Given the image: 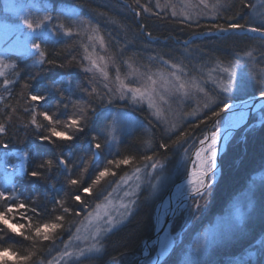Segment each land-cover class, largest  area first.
<instances>
[{"label":"snow or ice","instance_id":"1","mask_svg":"<svg viewBox=\"0 0 264 264\" xmlns=\"http://www.w3.org/2000/svg\"><path fill=\"white\" fill-rule=\"evenodd\" d=\"M136 6L131 8L136 17L141 16L142 9L144 13H149L153 17H158L161 20L169 19L181 26V30L200 29L192 31V37L184 42V55L188 59L191 54L190 45L196 39H201L205 36L230 37L238 33L246 35L254 33L264 42V16L260 18V22L256 23L254 19L249 18L244 23L240 21L244 19L239 14L235 16H226L230 10L229 0H215L211 3L210 0H194V3L189 5H181L182 11H177V6L171 3L170 0H165L161 6L160 0H156V4L152 5L141 4L140 0H133ZM247 8L248 5L244 4ZM153 7L157 10L153 11ZM189 7L191 10H188ZM255 7V6H253ZM169 10L170 15H169ZM213 14L209 17L207 12ZM3 11L17 18L18 23H4V34L0 37V45L8 44L11 37H15L11 44L7 47L0 48V77L3 78L0 84V90L3 93H8L9 97L14 95L13 88L19 80V73H16L17 79L12 80L9 77L16 72V66L13 65V72H5L8 67V61L12 59L26 58L32 61L31 67L36 69L35 75L29 73L28 82H26L21 91L23 93V114L31 115L30 121L24 125L25 130L33 129L32 134L41 142V144H55L52 137H58L65 141H71L75 134L80 133L85 127L89 126V122L93 116L105 107L111 106L116 108L120 102L143 104L148 103L149 110L153 107V100L159 98L163 104H171L172 102L184 103L188 106L193 99L199 101L203 99L202 106H199L198 115L196 111L186 113L183 122L189 127L179 130L173 127L168 136H161L160 142H155V132H153V142L150 147L152 154H146L137 151L135 155H123L119 151L118 145L115 147V152L111 159L106 161L108 166H114L115 169H120L122 165H129L133 160L138 159L142 162V166L135 168L137 180H142L145 185L151 183L153 189L156 184L150 181L153 173L159 178L164 169V164L155 159L159 150H164V159L167 152L174 148L183 149L185 154V166L187 169V190L191 200L190 209L193 214H199L208 206V197L212 188L216 183V173L219 167V145L221 140L227 141L232 135V132L244 120L249 112L256 113L259 109V122L264 124V75H258L254 68V57L252 53H246L248 59H244L239 54L234 60L228 62V65L221 67L217 63L215 67L210 69L208 75L210 79H204L203 76L197 78L188 71H185L184 65L175 62L171 57L165 59V53L160 55H151L148 57V65L136 66L132 61V56L138 55L133 53L127 59L118 62L115 57H108L97 54L95 57L89 53V47L95 52V45L99 44V49L105 51L107 45L102 36H96L98 32L96 26L91 25L90 21L80 19L79 14L75 9H63L57 12L56 16L52 15L56 11L54 7H50L47 0H5ZM63 19L68 21L66 26L63 23H53L54 20ZM7 20V17H6ZM201 20L206 23L201 24ZM73 27L77 30L73 31ZM140 31L143 32L145 25H139ZM206 29V30H205ZM86 33L87 38L91 42L90 45L84 47L86 53L79 61L82 66V71L85 73V83L79 86L81 92L85 94L86 99L83 101V107L77 109L76 112L67 116L66 121H61L55 116L49 115L47 109L38 112V108H45L46 93L55 92L60 95L63 108L69 112L68 97L64 94V82L51 81L49 83H41L38 91L31 90V81H41L44 73L47 70L45 65L54 67H64L63 63H58L57 59L52 57L47 51L45 45L51 40L59 42L58 38L66 37L68 40H73L75 37H82ZM149 39H152L151 33H146ZM72 51V49H70ZM197 53L202 56H207L202 49H196ZM16 52L19 55L13 57L10 53ZM123 55V52L121 53ZM264 56V53H262ZM112 62L115 67L116 76L114 86L107 82L108 78V61ZM77 57L73 56L69 63H75ZM84 61H87V66H84ZM250 61L253 63L250 65ZM159 65L157 70L153 72L149 65ZM122 66L127 67L128 72L121 79ZM200 72H203V65H197ZM99 72L105 77V83L102 87L98 86V82L94 79L95 74ZM91 74V75H89ZM215 74V75H213ZM219 81V82H217ZM254 81V84L251 83ZM70 83V82H69ZM210 86V87H209ZM253 90L250 92L249 89ZM258 93V95H256ZM241 96H247V99H240ZM6 98L0 94V101ZM238 101V102H237ZM60 104L57 105L59 108ZM75 107V105H73ZM242 109L237 112L235 109ZM21 108L18 105L5 103L0 109V118H6V122H0V137L6 136L7 133L15 126L17 119L16 113L20 112ZM37 114L43 117L47 124L37 122ZM188 117H196L197 122L192 123ZM149 126L152 125V119L148 120ZM62 126L64 131H58L56 126ZM201 125H210V127L201 128ZM140 127H143L141 124ZM42 129L46 131H42ZM196 131L200 135H196ZM102 133H106L103 137L95 135L91 138V146L93 149L102 150L109 142L117 143V128L115 118L108 121L101 129ZM178 132V135L176 134ZM172 135L176 138L172 139ZM103 139V142H101ZM171 141L170 143L168 141ZM11 143V137L8 139H0V149L8 150ZM25 145V144H24ZM23 145V146H24ZM37 148L40 145L36 146ZM22 155L25 161L30 158L28 151H16ZM0 163H3L0 161ZM190 164V167H189ZM20 171L26 177H34L45 180L50 172L59 166H63L68 171L65 180L69 186V191L65 193L68 200L74 202V206L67 203L65 198L56 199L52 208L48 209V216L52 218V222H44L33 224L35 218H42L45 214L38 207L37 199L34 197L31 200L21 199L15 187H5L0 191V201L3 202V210H0V264H45L44 259L35 260L37 255H43L42 249H37L36 246L40 241L52 240L53 243L59 241L65 231H71L74 226V221L69 222L67 229L64 227V222L68 217L79 218L85 213L88 217H92L93 213L89 211L91 208L90 200L99 199L100 195L93 191V185H99L102 178L111 175L115 178L118 175L117 171L109 172V167H103L99 170L94 178L87 184L84 183V176H77L73 172L74 164L66 158L57 155L56 159L44 158L38 163H34L30 170H26V165L19 160ZM17 166H13L12 171L8 174V178L16 176ZM197 178L193 180V176ZM76 176V178H73ZM122 179V178H121ZM111 186V185H110ZM140 185H137L139 189ZM183 186L176 189L179 194ZM112 193L109 192L108 196ZM125 195H129L125 192ZM253 195L255 193L253 192ZM107 199V197H104ZM203 201V203H201ZM261 203V200L257 204ZM136 204V200H132L129 204H121L122 211L117 214L127 218L131 213V208ZM257 204L253 205V212L249 213V218L255 212ZM100 205L97 204L96 208ZM23 210L21 219L27 220L25 223H13L12 216L14 212ZM239 213V210H237ZM31 213V215H28ZM195 218V216L193 217ZM261 218L264 220V213H261ZM96 224L93 225L94 231L90 234L91 244L87 247H81L75 253L67 248V244L62 253L65 258V264L71 260L73 255L77 259L85 254L101 253L105 248V243L102 238L105 234L111 233L117 224L122 223V220H117L110 212H106L104 216L99 213L95 215ZM246 228V225H245ZM245 228L234 223L231 214H226L215 223L209 224L200 236L199 242L195 249L188 252L186 260L188 264H202L210 249L219 243H229L242 234ZM79 232V228L76 229ZM19 238V239H17ZM80 239L79 236L76 237ZM71 241V237H69ZM25 246L23 251H17L16 246ZM257 260L255 264H264V241L260 242L255 253ZM6 257H12L9 262ZM116 260V258H113ZM47 264H53L51 260ZM236 264H248L247 261H239Z\"/></svg>","mask_w":264,"mask_h":264},{"label":"trees","instance_id":"2","mask_svg":"<svg viewBox=\"0 0 264 264\" xmlns=\"http://www.w3.org/2000/svg\"><path fill=\"white\" fill-rule=\"evenodd\" d=\"M126 1L134 8L132 4L133 0ZM229 3L231 7L226 16L239 14L241 17H244L240 21L241 23H244L249 18L259 23L260 18L264 16V5H260L262 3L257 2V0H229ZM244 4H247L248 7H243L242 5ZM49 6L56 9V11H53V14H57V12L63 9H77V13L81 18L90 21L98 28L100 35L104 38L107 45V50L118 62L127 59L133 53H138V55L132 56L131 62L134 61L136 64L146 65L148 64L149 56L165 53V59L171 57L175 62L186 66L185 71H188L193 76L197 78L203 76L204 79H209L208 73L217 63H220L221 67H225L229 61L235 59L237 54L247 60L246 53H252L255 72L258 75H264V56H262V53H264V42L256 35L238 33L235 36L227 38L205 36L201 39H196L190 45V57L185 59V56L188 54L182 55L184 53V42L192 37L193 30L199 31L200 29L184 28L181 30V26L172 20H161L152 15L144 16L142 12L140 17H136L135 13L119 0H49ZM63 22L66 26L69 23L66 20ZM204 23L206 21L201 20V24ZM140 24L145 25L143 32L140 31ZM73 31H75L74 28ZM149 32L151 33L152 40L146 35ZM58 40L59 42L56 40L49 41L45 47L51 56L57 59L58 63H63L65 66L54 67L45 65L47 70L44 73L43 79L39 82L31 81V90L38 91L41 83L63 81L66 85L64 87V94L68 97L67 102L70 105L69 112L63 108L61 97L55 92L46 93V103L43 105L45 108H38V112L47 109L49 115L55 116L61 121H66L69 114L83 107V101L86 99L85 94L79 89V86L85 83L82 67L79 63L82 58L84 43L82 37L68 40L66 37L61 36ZM196 49H202L204 53H207V56L200 55L195 51ZM122 52L123 55H121ZM73 56L77 57V61L69 63ZM16 60L19 61V59ZM27 62V67L25 65L22 67V64L21 66L17 65L16 72H13V80L17 79L16 73H19L18 83L13 88L14 95L9 97L8 93H3L0 90V94L6 98L1 101L0 109L3 108L5 103L14 106L18 105L21 108V111L16 113L15 126L6 136H2L0 139L11 137V143L9 144L11 150L30 152V158L26 161V170H30V167L34 163H38L44 158L56 159L57 155H59L75 165L72 171L76 172L77 176L83 175L84 183L87 184L99 170L107 167L106 161L108 159L105 158L101 150L98 151H101L100 154L103 155V159L97 164L91 163L94 157L91 138L95 135L101 136L102 126L100 120L101 114L105 110L100 109L89 122V126L85 127L82 132L75 134L71 141L52 137L51 139L55 141V144H41L32 134L33 129L26 131L24 128V125L30 121L31 115L26 116L23 114V93L21 89L28 82L29 73L35 75L36 72V69L31 67L32 61L28 59ZM249 63L251 65L253 62L250 61ZM198 64L203 65V72L198 70ZM251 83L254 84V81H251ZM252 90V88L249 89L250 92ZM244 98H247V96L240 97V99ZM58 104H60L59 108L57 107ZM118 107L122 108L124 106L119 104ZM123 109L130 114H136L135 116L141 119L143 128H139L140 130L138 128L134 129L122 136L118 144L121 156L135 155L137 151L149 155L152 154L149 149L153 142V132H155V142L157 144L160 142L161 136L168 135H165L158 125L152 124L149 126V119L144 108L134 110L125 107ZM189 120L192 123L197 122L196 117H191ZM0 122H6V118H0ZM37 122L47 124V121H44L43 117H40L38 114ZM246 126L227 145L225 152L222 154L220 158V172L208 197V206L198 214V217L195 219L196 221H194L197 227L194 226L195 229L191 234L192 236L195 232L201 230L202 224L206 225L209 222L208 218L213 219L216 215L221 214L228 203L234 198H239L243 203L245 202L244 204H249V206L245 205L248 207V211L240 224L241 228H245L246 225L245 231L242 234H238L229 243L217 244L207 254L215 255L218 258L217 264L223 261L229 262L231 258H242L240 261L255 264L257 260L255 255L256 250L260 242L264 240V220L261 218V213H264V124H252L247 128ZM56 127L58 131H64L62 126ZM187 127H189L187 123H182L179 130ZM204 127H210V125H201V128ZM42 131L46 130L42 129ZM176 134L178 135V132ZM196 135L199 136L200 132L196 131ZM175 138L176 136L172 135V139ZM101 142H103V139H101ZM168 142L170 143L171 141L169 140ZM37 145H40V147L37 148ZM163 152L164 150H159V153ZM159 153L155 157L156 160L169 162L173 159V149L165 154L167 160L164 159V155ZM128 166H141V161L138 159L133 160ZM124 167L122 165L120 169H115L113 166L109 172L111 173L114 170L120 173ZM172 168L173 166H166L161 172L162 175L168 176ZM67 175V169L59 166L50 172L45 180L22 175L23 179L17 182V192L21 196V199L31 200L35 197L38 207L45 214L42 218L33 219V224L52 222V218L48 216V209L52 208L56 199L65 198L68 204L74 206V202L68 200L65 196V193L69 191V186L65 180ZM73 178H76V176ZM114 182V178L108 175L102 178L99 185H93V191L100 195V198L89 201L91 208L108 194ZM151 191L150 187L142 189L138 194L135 208L128 219L105 236L103 239L105 248L102 251V257L98 264H104L103 262L113 260V258H120L133 253L137 255L142 252V243L152 236L154 229V206L158 199ZM253 192L255 195H253ZM259 200H261V203L257 204ZM2 204L3 202L0 201V210H3ZM254 204H257L255 212L249 218V213L253 212ZM18 213H20L19 217L14 215L15 219H12V222L25 223L27 227L28 221L21 219L23 210H20ZM28 215H31V213H28ZM84 215L79 218L68 217L66 219L64 222L65 229L68 228L70 221H74V226L70 232L65 231L60 236L58 242L53 243L51 239L49 241H40L36 248L42 249L43 255H37L35 260L44 259L46 263L54 255L60 254L65 242L74 233ZM0 227L3 226L0 225ZM175 227H173V230ZM181 245V247L176 248V255L177 253L180 254L179 251L182 252L184 244L182 243ZM24 247L26 245H17L16 250L23 251ZM154 250V247H150L147 255H153Z\"/></svg>","mask_w":264,"mask_h":264},{"label":"rangeland","instance_id":"3","mask_svg":"<svg viewBox=\"0 0 264 264\" xmlns=\"http://www.w3.org/2000/svg\"><path fill=\"white\" fill-rule=\"evenodd\" d=\"M9 2H11V0H9ZM21 2H26V0H21ZM47 2L49 3V0H47ZM140 2H141V4H148V3H151L152 5L156 4V0H140ZM170 2L174 3L177 6V11L179 12V11L183 10L181 5L191 6L194 3V0H170ZM257 2L262 3L260 5H264V3H263L264 0H257ZM4 3H5V0H0V37H2L4 34V23L5 22H7L9 24L18 23L17 18L12 17L11 14L5 13L3 11ZM160 3H161V6H163V4L165 3V0H160ZM211 3H215V0H210V6H211ZM133 6L136 7L134 4H133ZM69 9H75V8H69ZM75 10L77 11V9H75ZM137 10L141 11L142 14H144V16H150L151 15L149 13H144L142 9H137ZM156 10L157 9L155 7H153V11H156ZM188 10H191V8L189 7ZM170 11L171 10H169V15H170ZM212 14L213 13L209 10L206 15L210 17ZM52 15L56 16V14L55 13L53 14V12H52ZM6 17H7V20H6ZM80 19L84 20V21H88V20L83 19L81 17H80ZM63 21H64L63 19H59V20H54L53 23H63L64 24ZM91 25H93V23H91ZM93 26H95V25H93ZM73 28L75 29V31L77 30L75 27H73ZM88 34H91V33H86L85 35L82 36L83 43H84L83 51H82V58L86 54L84 52V47L91 44V42L87 38ZM95 35L101 36L99 31L96 32ZM14 39H15L14 36L11 37L8 41V44H11L12 40H14ZM8 44L0 45V48L7 47ZM95 48H96V51L93 52L92 48L89 47V53H91L94 57L97 54L105 56L106 60L108 57H114L109 53V51L107 49L105 51H101L99 49L98 43L95 45ZM10 55H12L13 57H16L19 54L16 52H12V53H10ZM27 60L28 59H26V58H20L19 61L16 59L15 60L14 59L9 60L7 62L8 67L5 68L4 71L5 72H13V67H12L13 65H15V66L20 65L21 66V64H22V67L24 65H25V67H27V65H28ZM108 63L110 66L107 70L108 71L107 82L110 85L114 86L116 70H115V67L112 66V62L110 60L108 61ZM130 63H131V61H130ZM135 65L140 66L139 64H136V63H135ZM146 65H148V64H146ZM84 66H87V61H84ZM149 66L151 67V70L153 72H155L157 70V68L159 67V65H156V64H152ZM127 72H128L127 67L122 66L121 79L124 78V75ZM12 75L9 78L13 80L14 78L12 77ZM82 75H83V78H85L84 72ZM89 75H91V74H89ZM213 75H215V74H213ZM94 79L98 82L99 87H102L103 84L105 83V77L99 72H97L95 74ZM209 79H210V77H209ZM2 82H3V78L0 77V83H2ZM217 82H219V81H217ZM0 103H1V101H0ZM119 104L123 105L124 107L113 108L111 106H108V107L103 108L105 111L101 114L102 117L100 120V122H101L100 124H101L102 128L104 127V125L108 121L113 120V118H115V124H116V128H117V143L113 144L112 142H109V144L105 145L103 147V149L101 150L106 159L112 158V156L115 152V147L119 144V142H120V140L124 134H128L129 132H131L137 128L138 129L143 128V127H140L141 119L139 117L135 116L136 114L133 115V114L126 112L123 108H125V107L126 108H132L134 110L144 108L145 111L147 112L148 119L149 118L152 119V124L158 125V127L163 131V133H165V135H170L171 134L170 130L173 127H176L177 129H179L180 126L182 125V123H184L183 118H184V115L186 113L196 111L198 113V115L202 116V113H200V111H199V106H202L203 99H200L199 101H197L196 99H193L190 103H188V106H185L184 103L178 104L176 102H172L171 104H163L159 100V98H157V99L153 100V107L151 110H149V108H148L147 101H145L143 104H141L139 102L127 103V105H125V102H120ZM259 112H260V110H258L256 113H254L256 120H257V123L259 122V115H258ZM145 117H146V114H145ZM190 118L191 117H188V119H190ZM252 124H253V122H252ZM245 126H246V128L249 127L248 124L244 123V125L242 127L237 129V131H235L233 133L228 144L239 134L240 130ZM104 135H106V133L101 134L102 137ZM94 150H96V149H94ZM21 151L23 152L24 150H21ZM96 151L99 152V156L97 157V160L94 159V157H93V159L91 161L92 164H97V163H99V161H101L103 159V157H102L103 155L100 154L101 151H98V150H96ZM172 154H173V159L170 160L169 162H164V161L158 160L164 164V168L166 166H169V167L173 166V168H172V171L170 172V174L168 176L162 175V173H161L160 177L157 178L156 173H153L152 177H150V181H152V183L156 184L155 189H153L151 187V183L145 185L142 180H137L136 173H135V168L137 166L133 167V166H128V165L125 166L124 165L125 167L114 178L115 182H114L113 186L111 187V189L109 190V192H111L112 195L108 196V194H107L105 196V197H107V199H105L103 197V199L101 201H99V203H97L100 205L99 208H96V205H97L96 204L94 207H92L89 210L93 213L92 217H88L87 213H85L84 217L82 218V220L80 221V223L77 226L79 228V232L76 231V229H77V227H76L74 233L70 236L71 241H69V238H68L67 241L65 242L63 250L60 252V254L54 255L50 259L53 262V264H65V258L62 256V253L65 249L66 244H67L68 250L73 252V253L78 251L79 248L87 247L91 244L90 234L92 231H94L93 225L96 224V220H95L96 213H99L101 216H104V214L106 212H110L117 220H122L123 222L117 224L116 227L113 229V230H115L116 228L121 226L128 219V217L133 212L136 204L134 206H132L131 213L127 216V218L121 217L117 214L118 211H122V209L120 208V205L121 204H129L132 200L137 201L139 192L142 189H144L145 187L151 188V190H152L151 192H153L155 197L158 199V201L156 202V204H157L164 197V195L167 192V190L169 189V187L174 185L175 181L179 177L184 176L187 173V169L185 166V158L186 157H185V154L183 152V149L174 148ZM106 159H104V160H106ZM19 160L21 161V163H24L26 165V161L24 160L22 155L18 154L16 151L11 150L10 148L8 150H0V161L3 162V163H0V191L4 190L5 187H8V188L15 187L17 189V182L19 180H22L23 179L22 175H24L23 172L20 171V168L18 166ZM14 165L17 166L16 176H12L11 179H9L8 174L12 171V168ZM106 166L109 167V170H111L113 167V166H108L107 164H106ZM141 166H142V162H141ZM219 172H220V165L218 167L216 177L219 174ZM138 184L140 185L139 189L137 188ZM125 192H128L129 195H125ZM190 203H191V200L187 203V206L185 208H183L178 213V215L176 216V218L174 220L173 225L176 226L174 231L176 233H178V238L176 239L175 245H178V246L175 247V245H174V247H173V249L169 255L165 256L161 261L154 263V264H188V260H186L188 252L195 249L196 245L199 242L201 234L208 227L209 224L215 223L218 220V218L230 213L234 223L240 225L242 220L245 218L246 212L248 211L247 210L248 207H246L245 205L249 206L248 203L244 204L245 202L243 203L239 198H234L233 200H231L228 203L227 207L225 208V210L221 214L216 215L215 218H213V219L208 218L209 222L206 225L202 224V226H201L202 229L198 230L197 232H195L191 236L195 227H197L196 222H194V221H196L195 219L198 217V214H193L191 212V209L189 206ZM201 203H203V201ZM156 204H155V206H156ZM155 206H154V210H155ZM237 210H239V213ZM14 215L16 217H19L20 213L14 212L12 214V216H14ZM194 216H195V218H193ZM177 222L179 223L178 224L179 226L177 225ZM153 223H154V219H153ZM192 227H194V228H192ZM188 228H190V229L188 230ZM153 231H154V229H153ZM107 234H109V233H107ZM107 234H105V236ZM184 234H186V235L184 236ZM77 236L80 237L79 240L76 239ZM103 239L104 238H102V240ZM263 239H264V236H263ZM144 242L142 243L141 248H143ZM182 243L184 244V246L182 247V252L179 251L180 254L177 253V255H176V250H177L176 248L181 247ZM101 254H102V252L101 253H94V254H85L83 257H80L79 259H77L75 257V255H73V257L68 262V264H98L100 262L101 257H102ZM139 254L140 253H138L137 255H135L134 253L131 254L132 258H131V255H124L120 258H116V260H108V261L103 262V263L104 264H139V260L141 258H143V255H139ZM152 256L153 255H148L146 257V261L141 262L140 264H147V262H149L150 259H152ZM244 258H245V256H244ZM6 259H8L9 262H11V260L13 258L12 257H6ZM202 259H203L202 264H215V263L217 264L218 258L215 255H206ZM240 259H242V258H231L229 262L223 261L220 264H224V263L225 264H236V262H239ZM45 264H47V262Z\"/></svg>","mask_w":264,"mask_h":264},{"label":"bare ground","instance_id":"4","mask_svg":"<svg viewBox=\"0 0 264 264\" xmlns=\"http://www.w3.org/2000/svg\"><path fill=\"white\" fill-rule=\"evenodd\" d=\"M119 1H121L124 5H126L130 8V4L126 0H119ZM130 10H131V8H130ZM247 34L253 35L250 33H247ZM153 40H155V39H153ZM247 98H244V99H247ZM241 110L242 109L238 108V109H235L234 111L239 112ZM247 116L248 117L247 118L245 117L242 122L247 123L248 126L252 125V122H253V124H261L260 122L257 123V120H256L254 113L249 112ZM238 127L233 130L232 135L235 131H237V129L240 128V127L239 128ZM231 136L229 137V139L227 141L221 140V142H220L219 157H218L219 165H220V158H221L222 154L225 152L227 144H228ZM95 153H97V156H95ZM97 157H98V152L96 150H94V159L97 160ZM182 178H183V176L179 177L175 181V183H174L175 185H172L171 187H169V189L165 193L164 197L155 206L153 219H154V229H155L154 231L156 232V234H155L156 237H154L155 240L153 239L154 241L149 246L144 247V253H148V249L150 247H154V249H155L154 252L156 251V255H153L152 259H150V261L147 262V264H154V263L161 261L165 256L170 254V252L172 251V249L176 243V239L178 238V233H176L173 230L174 220H175L176 216L178 215V213L183 208H185L187 206V203L190 201V198L188 195V191H190V190H186L187 189V185H186L187 178H184L181 182H178ZM196 178L197 177L194 175L193 180L195 181ZM176 184L179 187L183 186V189H181V192L179 194L176 191V189L179 188L176 186ZM147 256L148 255H143V258H141L139 260V264L141 262H145Z\"/></svg>","mask_w":264,"mask_h":264},{"label":"water","instance_id":"5","mask_svg":"<svg viewBox=\"0 0 264 264\" xmlns=\"http://www.w3.org/2000/svg\"><path fill=\"white\" fill-rule=\"evenodd\" d=\"M250 34H253V35H256V34H254V33H250ZM238 102V101H237ZM248 116H246V118H247ZM244 123L245 122H242L241 124H239V127H242L243 125H244ZM238 127V128H239ZM95 156H97V153H95ZM63 167V166H62ZM189 167H190V164H189ZM184 178H187V173L183 176V178L182 179H180L178 182H181ZM177 182V183H178ZM175 185V184H174ZM176 186H177V184H176ZM177 187H179V186H177ZM155 230V229H154ZM156 232L155 231H153V234H152V236L150 237V238H148V239H146L145 240V242H144V245H143V250H142V252L139 254V255H147V253H144V247L145 246H149L155 239H154V237H156ZM154 239V240H153ZM153 255H156V251L154 252V254Z\"/></svg>","mask_w":264,"mask_h":264}]
</instances>
